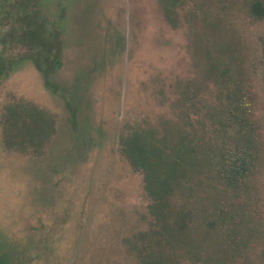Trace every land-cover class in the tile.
Segmentation results:
<instances>
[{"label":"rangeland","instance_id":"rangeland-1","mask_svg":"<svg viewBox=\"0 0 264 264\" xmlns=\"http://www.w3.org/2000/svg\"><path fill=\"white\" fill-rule=\"evenodd\" d=\"M42 3L60 28L62 64L45 79L23 60L0 81V252L7 264H155L154 201L121 139L180 123L188 86L215 98L211 64L244 70L264 137V20L245 0ZM13 6L0 8V56L18 60L27 47L7 36L27 9ZM31 107L50 119L47 133H36ZM259 183L245 207L202 186L192 197L202 229L174 242L169 264H261L264 172Z\"/></svg>","mask_w":264,"mask_h":264},{"label":"trees","instance_id":"trees-1","mask_svg":"<svg viewBox=\"0 0 264 264\" xmlns=\"http://www.w3.org/2000/svg\"><path fill=\"white\" fill-rule=\"evenodd\" d=\"M0 1L3 9L13 5H24L27 9L25 15L14 21L12 33L6 35L9 41L26 46L27 53L18 60L0 56V81L13 72L15 63L23 60H30L46 79V70L62 64L63 43L52 15L43 13L45 0ZM245 8L255 21L264 20V0H245ZM4 25L0 19V29ZM3 42L6 47L5 39ZM227 67L211 64L208 70L216 77L215 98L212 92L201 94L198 86H188V104L180 123L167 121L162 131L155 130V136L152 132L135 130L121 139L124 154L144 174L146 188L154 201L159 221V229L155 230V264H169L174 249L178 248L176 243L196 239V233L202 229L196 217L203 212L198 207L192 208V197L202 186L245 207L260 184L264 172V137L259 99L244 70L239 67L234 72ZM30 110L36 133H47L44 128H52L50 119L44 111L35 107ZM13 115L18 118L16 113ZM30 132L24 130L21 135L30 137ZM205 222L214 227L213 221ZM252 248L246 245L248 258ZM254 254L264 264V246L255 248ZM247 255L239 254V260L244 261ZM0 264H7L1 252Z\"/></svg>","mask_w":264,"mask_h":264}]
</instances>
